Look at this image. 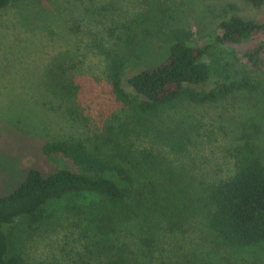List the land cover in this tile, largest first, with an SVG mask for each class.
<instances>
[{
    "label": "rangeland",
    "instance_id": "374dc122",
    "mask_svg": "<svg viewBox=\"0 0 264 264\" xmlns=\"http://www.w3.org/2000/svg\"><path fill=\"white\" fill-rule=\"evenodd\" d=\"M149 3L158 18L154 24L163 30L183 25L191 29L198 45L217 31L224 16L264 17V9L241 0ZM229 4L234 9H227ZM147 10L144 0H13L0 8V194L16 187L31 167L44 172L71 167L66 160L45 156L41 150L45 141L83 139L91 145L108 132V119L121 118L116 125L127 119L105 78L98 43L105 40L107 44L102 36L112 20L129 22ZM261 39L264 33H257L250 40L211 50V58L222 53L233 72L246 67L261 82L258 92H242L206 105L179 101L145 121L158 127L182 122L181 129L188 131L192 141L187 152L174 155L156 140L151 128L140 127L134 118L124 127L127 143L134 149L159 150L172 159L176 169L183 168L186 176H192L185 180L193 184V198L203 197L209 184L232 175L229 150L239 143L240 134H254L264 159V66L252 69L242 57ZM169 45L163 34L148 37L136 50L139 57H129L124 77L161 61ZM254 125L260 126L257 131ZM143 184L144 177L138 176L136 197L144 190ZM97 202L99 197L89 193L53 201L45 207L46 218L40 224H15L10 239L27 264H86L82 262L88 255L85 246L104 236L98 224H88L90 206ZM148 212L145 203L142 210L115 223L108 232L130 242L141 264H258V260L264 264V248L221 245L208 232L198 210L192 212L184 233L168 232L163 221Z\"/></svg>",
    "mask_w": 264,
    "mask_h": 264
},
{
    "label": "trees",
    "instance_id": "16d2710c",
    "mask_svg": "<svg viewBox=\"0 0 264 264\" xmlns=\"http://www.w3.org/2000/svg\"><path fill=\"white\" fill-rule=\"evenodd\" d=\"M12 1L0 0V8ZM144 1L147 12L134 15L129 22L112 20L113 25L102 36L108 45H104L105 40L98 43L105 78L112 95L126 110L127 119L117 125L115 122L121 118L115 115L108 119V132L91 145L83 139H50L41 145L45 156L66 160L71 167H56L48 172L31 167L16 187L0 194V264H27L10 239L15 224H40L46 218L45 207L49 203L87 193L99 197V202L90 206L88 224L94 221L104 236L85 246L88 255L82 262L86 264H141L130 242L108 232L115 223L142 210L145 203L148 214L159 217L168 232L184 233L185 225L193 218L192 212L198 210L208 232L221 245L233 249L264 248V159L254 134H240L239 143L229 150L234 164L232 175L209 184L203 197L193 198V184L185 180L192 176H186L183 168L176 169L172 159L159 150L134 149L127 143L124 128L134 118L140 127L151 128L156 140L174 155L187 152L192 141L188 131L181 129L182 122L158 127L145 121L158 117L179 101L206 105L234 94L258 92L261 82L253 79L246 67L233 72L224 55L211 58V50L264 33V17L259 20L236 14L224 16L217 23V31L198 45L191 29L183 25L163 30L159 23L154 24L157 15L149 0ZM241 1L264 9V0ZM228 6L227 9H234L231 4ZM160 34L170 42L167 56L124 77L132 59L129 57H139L138 47L148 37ZM242 57L252 69L262 68L264 39ZM159 123L163 124V119L159 118ZM254 127L257 131L260 126ZM138 176L144 177L145 185L136 197ZM258 264L263 263L258 260Z\"/></svg>",
    "mask_w": 264,
    "mask_h": 264
}]
</instances>
